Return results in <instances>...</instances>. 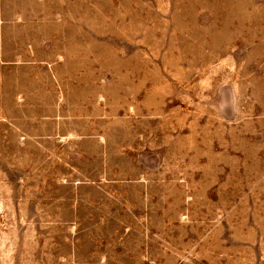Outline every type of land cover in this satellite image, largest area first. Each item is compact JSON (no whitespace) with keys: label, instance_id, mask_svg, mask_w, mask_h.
Returning a JSON list of instances; mask_svg holds the SVG:
<instances>
[{"label":"rangeland","instance_id":"rangeland-1","mask_svg":"<svg viewBox=\"0 0 264 264\" xmlns=\"http://www.w3.org/2000/svg\"><path fill=\"white\" fill-rule=\"evenodd\" d=\"M0 264H264V0H0Z\"/></svg>","mask_w":264,"mask_h":264}]
</instances>
